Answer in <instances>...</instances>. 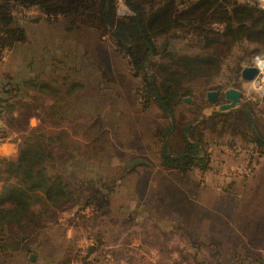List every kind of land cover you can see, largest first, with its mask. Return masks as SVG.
Returning <instances> with one entry per match:
<instances>
[{"label": "rangeland", "instance_id": "rangeland-1", "mask_svg": "<svg viewBox=\"0 0 264 264\" xmlns=\"http://www.w3.org/2000/svg\"><path fill=\"white\" fill-rule=\"evenodd\" d=\"M199 1L112 0L111 20L142 13L148 50L117 40L103 0H0V190L41 144L69 193L0 226V264H264V68L241 78L264 44ZM228 88L241 100L220 110Z\"/></svg>", "mask_w": 264, "mask_h": 264}, {"label": "trees", "instance_id": "trees-1", "mask_svg": "<svg viewBox=\"0 0 264 264\" xmlns=\"http://www.w3.org/2000/svg\"><path fill=\"white\" fill-rule=\"evenodd\" d=\"M111 3L112 0H103L101 17L103 22L111 28L117 40L127 44L135 33L143 45L148 50H152V41L143 25L142 13H134L127 21H114L110 19L111 9H113ZM194 7H200L203 13L210 11V15L215 13L225 18L227 22L225 35L233 41L240 38L264 44V8L261 9L249 3H236L235 0H200ZM167 16L164 10L156 12L148 19L149 27L159 19L164 22ZM161 25L164 24L161 23ZM138 61L141 67L144 66L147 61L146 55L141 54ZM156 96L161 106L170 113L169 97L159 92ZM28 147L27 145L22 148L15 160L6 162V165L14 166L16 180L4 183L0 190L1 227L27 217L31 205L35 203L59 202L65 200L69 194L66 184L59 180L61 177L53 178L46 174L44 160L52 158L51 152L43 150L41 144L36 149H28ZM173 158L178 159L177 156ZM194 158L197 157L193 153H185L181 156V160L186 164L191 163Z\"/></svg>", "mask_w": 264, "mask_h": 264}, {"label": "water", "instance_id": "water-1", "mask_svg": "<svg viewBox=\"0 0 264 264\" xmlns=\"http://www.w3.org/2000/svg\"><path fill=\"white\" fill-rule=\"evenodd\" d=\"M259 74V68L255 65L245 66L241 70V78L245 81L254 80ZM220 92L218 90L209 91L207 93V97L212 101H217V97L219 96ZM224 98L227 102L220 104L219 109H233L236 104H238L241 100V92L236 88H228L223 93ZM188 100V99H186Z\"/></svg>", "mask_w": 264, "mask_h": 264}, {"label": "built area", "instance_id": "built-area-1", "mask_svg": "<svg viewBox=\"0 0 264 264\" xmlns=\"http://www.w3.org/2000/svg\"><path fill=\"white\" fill-rule=\"evenodd\" d=\"M256 64H257V63H256ZM257 67L259 68V73H260L261 69L264 68V65H263V66H259V65L257 64ZM258 75H259V74H258ZM1 145H2V142H1V139H0V150H1Z\"/></svg>", "mask_w": 264, "mask_h": 264}, {"label": "bare ground", "instance_id": "bare-ground-1", "mask_svg": "<svg viewBox=\"0 0 264 264\" xmlns=\"http://www.w3.org/2000/svg\"><path fill=\"white\" fill-rule=\"evenodd\" d=\"M256 63H257L259 66H263V65H264V61H261V60H256Z\"/></svg>", "mask_w": 264, "mask_h": 264}]
</instances>
